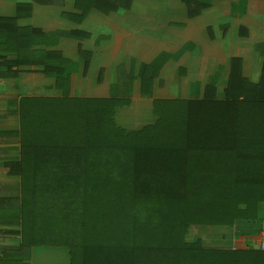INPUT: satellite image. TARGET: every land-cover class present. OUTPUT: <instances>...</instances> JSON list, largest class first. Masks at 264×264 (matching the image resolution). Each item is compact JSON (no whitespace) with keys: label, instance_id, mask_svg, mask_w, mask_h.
I'll use <instances>...</instances> for the list:
<instances>
[{"label":"crops","instance_id":"crops-1","mask_svg":"<svg viewBox=\"0 0 264 264\" xmlns=\"http://www.w3.org/2000/svg\"><path fill=\"white\" fill-rule=\"evenodd\" d=\"M97 1L0 0V264H72L49 241L74 179L50 178L70 161L75 176L82 99L127 101L116 125L138 131L156 101H224L232 69L261 80L264 0H208L193 17L181 0ZM238 225L208 227L225 235L206 247L247 249L262 232Z\"/></svg>","mask_w":264,"mask_h":264},{"label":"trees","instance_id":"trees-1","mask_svg":"<svg viewBox=\"0 0 264 264\" xmlns=\"http://www.w3.org/2000/svg\"><path fill=\"white\" fill-rule=\"evenodd\" d=\"M117 1L129 2L107 10ZM181 1L190 17L210 5ZM234 70L224 101H156V122L138 131L116 125L127 101L82 99L75 176L70 161L69 176L50 178L70 190L74 179L75 209L58 214L49 244L72 264L75 252L79 264H264V252L186 239L192 227L255 224L264 203V56L257 84Z\"/></svg>","mask_w":264,"mask_h":264},{"label":"rangeland","instance_id":"rangeland-1","mask_svg":"<svg viewBox=\"0 0 264 264\" xmlns=\"http://www.w3.org/2000/svg\"><path fill=\"white\" fill-rule=\"evenodd\" d=\"M137 8V6H136ZM156 116V115H155ZM151 118V121L153 120V116L150 117ZM156 120H157V116H156ZM80 132H81V129H80ZM264 215V203H262L260 205V216L258 218V220H256L255 222V225L253 224H247L248 226H251L253 227L252 229L256 232L253 233V235H257V231L259 229V231H264V218L262 217ZM247 226L245 225H238V228H237V231L239 230H243V229H246ZM248 229V228H247ZM214 229H208V227H192L190 229V232H189V236H186V239L187 240H195V239H200L203 241V245L204 246H212V245H215V240L217 237H223V235H225V232L223 233H217L216 231H213ZM230 233V231H229ZM227 240V239H226ZM258 240V239H257ZM256 240V241H257ZM249 241V240H247ZM249 243V242H248ZM228 245V244H226ZM252 246V248H254V245L253 244H250ZM75 251H78L77 249ZM75 256V260H76V264H79V252H75L74 254Z\"/></svg>","mask_w":264,"mask_h":264},{"label":"built area","instance_id":"built-area-1","mask_svg":"<svg viewBox=\"0 0 264 264\" xmlns=\"http://www.w3.org/2000/svg\"><path fill=\"white\" fill-rule=\"evenodd\" d=\"M254 248L251 245H248L246 248L254 249L260 252H264V231H262L258 237V240L253 243Z\"/></svg>","mask_w":264,"mask_h":264}]
</instances>
